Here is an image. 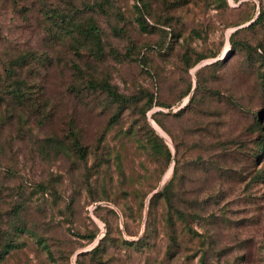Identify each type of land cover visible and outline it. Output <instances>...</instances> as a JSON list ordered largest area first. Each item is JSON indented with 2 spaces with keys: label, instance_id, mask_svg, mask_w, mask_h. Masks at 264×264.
I'll list each match as a JSON object with an SVG mask.
<instances>
[{
  "label": "rangeland",
  "instance_id": "1",
  "mask_svg": "<svg viewBox=\"0 0 264 264\" xmlns=\"http://www.w3.org/2000/svg\"><path fill=\"white\" fill-rule=\"evenodd\" d=\"M0 264H264V0H0Z\"/></svg>",
  "mask_w": 264,
  "mask_h": 264
},
{
  "label": "trees",
  "instance_id": "2",
  "mask_svg": "<svg viewBox=\"0 0 264 264\" xmlns=\"http://www.w3.org/2000/svg\"><path fill=\"white\" fill-rule=\"evenodd\" d=\"M254 22H255V21H253V23H254ZM90 29L94 30L95 27L92 26V27H90ZM103 88H105L106 90H108L109 93H110L113 97H115V98L120 97V96L118 95L117 91H116V90H113V88H112L111 85H109V84H105V85L103 86ZM122 98H123V97H122ZM151 142H152L153 147H155V148H159V147H161V148H166V152H167V154H168L170 157L172 156V155H171V152H170V150H169V148H168L167 145L164 143V140H163L162 138H160L158 135H157V136L155 137V139H153ZM75 146H76L78 152L80 153V155H81L82 157H84V156H85V152H86V148L80 143V141H79L78 139L75 140ZM172 185H173V180H170L169 183H167V184L165 185V187H164V191H163L162 193H158V195H160V196H161V195H162V196H165L166 199H167L170 203L172 202V197H171V187H172ZM8 247H9V246L6 245L4 251H8V250H9ZM46 248H47V247H46ZM47 249H48V248H47Z\"/></svg>",
  "mask_w": 264,
  "mask_h": 264
}]
</instances>
